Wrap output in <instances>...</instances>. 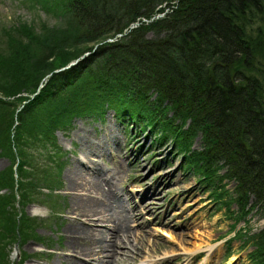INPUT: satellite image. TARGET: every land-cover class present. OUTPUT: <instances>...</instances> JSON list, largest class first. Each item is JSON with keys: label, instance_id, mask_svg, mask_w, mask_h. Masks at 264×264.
Masks as SVG:
<instances>
[{"label": "trees", "instance_id": "obj_1", "mask_svg": "<svg viewBox=\"0 0 264 264\" xmlns=\"http://www.w3.org/2000/svg\"><path fill=\"white\" fill-rule=\"evenodd\" d=\"M67 1L71 31L45 29L37 36L26 28L29 46L10 38L6 54H0V93L19 100L33 94L27 110L46 103L48 113L47 127L36 114L27 123L16 112L1 117L20 139L7 141L13 143L9 157H18L20 172L26 167L24 133L51 132L59 123L56 114L113 109L152 131L159 144L172 140L185 153L192 136L202 134L205 148L185 158L191 168L208 184L221 163L227 175L217 181L237 184L228 207L237 204L240 216L252 212H244L249 206L264 209V0ZM161 14L163 19L154 18ZM86 52L93 54L58 72ZM188 121V131H182ZM13 179L12 173L6 176L17 190L14 200L31 197L27 185L35 180L28 179L26 189L18 179L15 188ZM218 190L221 200L227 192ZM11 204L0 201V229L28 237L35 222L8 211ZM8 237L0 235V264H10L9 244L2 251ZM250 240L252 261L264 264V230Z\"/></svg>", "mask_w": 264, "mask_h": 264}, {"label": "rangeland", "instance_id": "obj_2", "mask_svg": "<svg viewBox=\"0 0 264 264\" xmlns=\"http://www.w3.org/2000/svg\"><path fill=\"white\" fill-rule=\"evenodd\" d=\"M67 2L0 0V54H6L5 49L9 48L7 44L12 39L17 42L23 39L28 47L29 38L24 35L26 28L32 29L37 36L45 29L53 34L71 31L73 28ZM163 17L161 14L154 18ZM19 33L21 36H18ZM148 37H153V34L149 33ZM91 54L86 52L58 72L78 66ZM20 97L21 100L10 99L0 93V176L4 181L0 183V201H11L8 211L20 214V220L28 217L35 223L27 239H21L19 230L11 235V230L0 229V235L9 236L6 243L2 242V251L9 244L6 255L10 264H59L61 255L68 259L69 253L65 250L61 233L70 221L66 214L69 201L60 186H65L64 176L69 167L77 159L82 160L78 136L80 129L95 133L96 142L99 143L102 130H112L113 126L121 139V149L113 152L112 157L115 158L105 156L99 162L105 174L113 175L117 192L133 218L131 231L135 236L131 242L135 243L134 252L138 254L127 252L121 256L118 264H255L250 257L255 250L250 237L264 230V215L254 209L250 215L242 217L237 214V204L232 202L228 207L237 184L227 178L217 181L227 175L221 163L216 166L215 178L207 181L211 186L206 184V178L201 173L191 168L185 158L205 148L202 134L192 136L188 153H185L181 148L177 149L172 140L159 144L152 131L148 128L142 130L137 120H131L128 116L124 118L113 109H105L104 114L82 116L65 113L59 117L56 114L59 123L51 132L44 128L43 132L41 129L34 131L33 136L24 133L26 167L20 172L18 157H9L13 143L7 142L20 139L12 132L13 128L2 122V115L10 112L12 116L16 112L19 118L22 116V122L27 123L36 114L44 127L48 124L46 103L29 111L27 107L30 102L27 99L33 100L36 96L23 94ZM167 115L168 118L172 117L170 113ZM8 118L9 115L5 114V119ZM17 118L15 116L14 122ZM178 124L179 121H176L175 128L179 127ZM189 125L188 121L182 131H188ZM38 135L39 140L34 137ZM116 163L121 167L119 176L115 175ZM10 173L14 175L15 188L17 179L23 188L31 179L35 180V183L27 185L32 190L31 197L24 201L20 197L14 200L17 190H12V185L6 181ZM220 188H225L227 192L221 200L217 196ZM39 238L42 241L38 242ZM116 244L118 252H122L121 242L118 240Z\"/></svg>", "mask_w": 264, "mask_h": 264}, {"label": "bare ground", "instance_id": "obj_3", "mask_svg": "<svg viewBox=\"0 0 264 264\" xmlns=\"http://www.w3.org/2000/svg\"><path fill=\"white\" fill-rule=\"evenodd\" d=\"M102 132L98 143L95 133L80 129L78 136L81 140L82 160L77 159L69 167L64 176L65 186H60V190L65 191L64 197L69 201L66 214L70 221L61 233L69 257L65 259L61 255L59 264H118L121 256L127 252L138 255L134 252L136 245L132 239L135 236L131 231L133 218L122 196L117 192L113 175L105 174L99 162L105 156L108 159L110 156L115 158L112 154L121 149V139L114 126L112 130L108 128ZM118 164H115L116 176L121 171ZM254 201V197L249 200L250 204ZM250 208L251 206L244 212L257 209V212L263 213L264 210L260 205ZM118 240L121 242L122 252L116 249ZM117 257L120 258L116 259Z\"/></svg>", "mask_w": 264, "mask_h": 264}]
</instances>
